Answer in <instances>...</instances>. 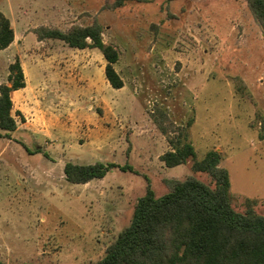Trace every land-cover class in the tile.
I'll return each instance as SVG.
<instances>
[{"label":"rangeland","instance_id":"obj_1","mask_svg":"<svg viewBox=\"0 0 264 264\" xmlns=\"http://www.w3.org/2000/svg\"><path fill=\"white\" fill-rule=\"evenodd\" d=\"M112 2L0 0L18 38L0 50V82L8 83L18 59L29 89L12 95L16 130L0 129L4 264H96L131 223L148 181L157 196L168 191L167 179L195 176L214 185L193 160L171 167L161 160L183 126L198 160L221 154L233 206L244 211L246 198L256 199L254 209L264 214V31L247 1L131 0L115 9ZM94 21L120 51L122 88L107 80L98 48H85L83 69L85 58L60 57L83 50L33 31ZM61 75L75 82L72 92L63 90ZM68 161L133 170L113 167L74 184L65 177Z\"/></svg>","mask_w":264,"mask_h":264},{"label":"trees","instance_id":"obj_2","mask_svg":"<svg viewBox=\"0 0 264 264\" xmlns=\"http://www.w3.org/2000/svg\"><path fill=\"white\" fill-rule=\"evenodd\" d=\"M129 1L113 0L111 7L120 8ZM246 1L264 31V0ZM33 31L39 40L60 39L74 48H98L106 59L105 76L111 86H124L115 67L120 51L104 41L103 26L98 21L74 25L66 31L45 25ZM14 39L11 21L0 10V50L10 46ZM9 68L8 83L0 82V129L5 131L4 135L17 128L12 92L26 85L20 61L17 59ZM192 122L189 120L188 126ZM260 123L263 137L264 116ZM162 131L167 133L165 128ZM168 141L171 148L160 156L166 166L193 160V169L208 173L214 185L195 176L167 179L168 191L157 196L148 181L145 194L136 203L131 223L96 264H264V214L254 209L257 200L246 198L244 211L233 206L229 172L220 165L221 154L211 150L198 160L186 126ZM113 167L133 170L127 163L119 166L114 162L68 161L64 173L70 183L84 184L103 178ZM0 264L4 263L0 261Z\"/></svg>","mask_w":264,"mask_h":264},{"label":"crops","instance_id":"obj_3","mask_svg":"<svg viewBox=\"0 0 264 264\" xmlns=\"http://www.w3.org/2000/svg\"><path fill=\"white\" fill-rule=\"evenodd\" d=\"M34 33V32H33ZM15 38L16 39H18L17 38V34L15 33ZM40 42V41H39ZM38 42V43H39ZM42 43V42H41ZM81 50H83L84 52H80V53H77V56L74 58V57H72V54L74 53V52H70V51H68L67 49L64 51V52H62L61 54H60V57L62 58L61 60H64V61H66V62H69V61H74L75 63H77V59H82L83 61H84V58H85V49H80V51ZM72 53V54H71ZM83 63V62H82ZM86 66H89V64L88 63H86V58H85V67H83V69H86ZM74 68H77L76 67V65H74ZM105 69V68H104ZM56 72H58V71H56ZM73 72L74 73H78L79 72V70H73ZM79 73H81V71L79 72ZM78 73V74H79ZM46 74V73H45ZM71 74H73V73H71ZM73 76H74V74H73ZM58 78H59V76H58ZM61 78H64V80H63V83H64V85H63V87H64V91L65 92H72L73 90H74V81H73V79H68V77L66 76V75H61ZM26 85H25V87H23V88H20V89H17V90H15V91H13L12 92V95H15V96H18V97H20V96H23V94L24 93H26V92H28L29 91V89H28V87H27V85H28V81H27V77H26ZM79 82H81V81H79ZM76 86V85H75ZM23 99H24V97H22ZM14 107H13V111H14ZM19 109H22L20 106H19ZM14 114V113H13ZM14 116H15V114H14ZM16 118V117H15ZM16 120H17V118H16ZM17 122H18V120H17Z\"/></svg>","mask_w":264,"mask_h":264}]
</instances>
